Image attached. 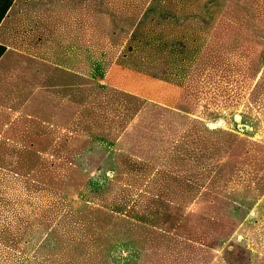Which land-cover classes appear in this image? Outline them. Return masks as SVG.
<instances>
[{
  "label": "rangeland",
  "instance_id": "374dc122",
  "mask_svg": "<svg viewBox=\"0 0 264 264\" xmlns=\"http://www.w3.org/2000/svg\"><path fill=\"white\" fill-rule=\"evenodd\" d=\"M28 1V22L12 42L25 54L2 57L0 88L6 79L22 80L24 90L6 88L13 100L19 92L13 107L26 102L8 131L22 128L27 143L38 148L48 136L35 130L51 135L54 3ZM232 90L229 102L206 103L201 95L199 124L184 135L188 146L161 152L159 167L142 165L141 159H157L151 152H127L103 174L89 158L87 177L78 167L64 176L51 174V151L7 150L0 159V191L7 193L8 207L23 209L17 218L24 231L21 245L6 251H31L36 264H208L222 246L229 264H248L252 249L264 254V93L257 103L235 102L239 88ZM208 104L215 109L210 117L203 108ZM0 119L10 117L0 111ZM35 137L40 140L31 141ZM9 260L4 263L31 264Z\"/></svg>",
  "mask_w": 264,
  "mask_h": 264
},
{
  "label": "crops",
  "instance_id": "0c3cea01",
  "mask_svg": "<svg viewBox=\"0 0 264 264\" xmlns=\"http://www.w3.org/2000/svg\"><path fill=\"white\" fill-rule=\"evenodd\" d=\"M20 3L14 0L0 23L4 55L25 54V49L12 44L15 33L28 22L23 7L31 1ZM53 3L51 135L31 130L48 136L36 148L27 143L22 128L8 131L12 116L17 119L26 102L11 105L20 100L19 92L14 91L13 100L7 98L6 88L24 90V85L17 78L6 79L0 88V111L10 119L3 123L0 119V151L5 152L0 159L7 158V150H48L51 174L70 176L68 168L78 167L79 174L87 177L84 164L89 158L97 160L96 173L103 174L123 154L148 151L157 159H141L142 165L159 167L161 152L182 151L187 145L185 133L201 119L202 94L206 103L232 101V88H239L235 102L257 103L263 98L264 0ZM6 199L7 193L0 191V254H4L0 264L9 258L36 264L31 251H6L21 245L24 231L17 218L23 209L8 207ZM222 247L208 264H229ZM248 264H264V254L252 249Z\"/></svg>",
  "mask_w": 264,
  "mask_h": 264
},
{
  "label": "trees",
  "instance_id": "16d2710c",
  "mask_svg": "<svg viewBox=\"0 0 264 264\" xmlns=\"http://www.w3.org/2000/svg\"><path fill=\"white\" fill-rule=\"evenodd\" d=\"M13 1L14 0H0V23L4 19L5 15H6L7 11L9 10V8H10L11 4L13 3ZM6 50H7L6 46L0 44V58L4 55ZM203 108L205 109L206 115L208 117H210L212 115V111H213L212 108L209 105H205V106H203ZM194 124L195 125L199 124V120L195 121ZM189 129L187 130V132L189 131Z\"/></svg>",
  "mask_w": 264,
  "mask_h": 264
},
{
  "label": "water",
  "instance_id": "95a60500",
  "mask_svg": "<svg viewBox=\"0 0 264 264\" xmlns=\"http://www.w3.org/2000/svg\"><path fill=\"white\" fill-rule=\"evenodd\" d=\"M245 128H247V126L243 124V125H242V129H245Z\"/></svg>",
  "mask_w": 264,
  "mask_h": 264
},
{
  "label": "bare ground",
  "instance_id": "6f19581e",
  "mask_svg": "<svg viewBox=\"0 0 264 264\" xmlns=\"http://www.w3.org/2000/svg\"><path fill=\"white\" fill-rule=\"evenodd\" d=\"M222 122H220V124H221Z\"/></svg>",
  "mask_w": 264,
  "mask_h": 264
}]
</instances>
